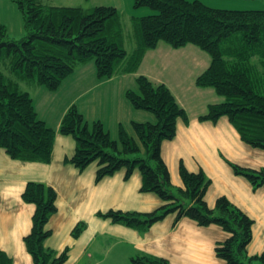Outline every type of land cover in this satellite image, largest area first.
I'll list each match as a JSON object with an SVG mask.
<instances>
[{
    "label": "trees",
    "instance_id": "trees-1",
    "mask_svg": "<svg viewBox=\"0 0 264 264\" xmlns=\"http://www.w3.org/2000/svg\"><path fill=\"white\" fill-rule=\"evenodd\" d=\"M14 1L28 33L19 40L7 39L6 28L0 24V63L6 61L11 71L5 76L0 70V148L9 157L49 162L56 133L38 118L31 95L19 87V80L55 90L78 63L88 59L93 60L98 78H108L118 70L135 72L145 51L160 41L173 48L193 44L210 57L209 65L195 77V84L212 88L221 100L209 103L198 119L216 122L225 116L244 143L264 149V6L222 9L199 0H133L135 7L147 6L155 12L133 20L138 37L128 52L120 40L119 13L114 6ZM135 80L136 89H127L124 94L134 108L151 112L154 120L132 121L133 134L120 125L117 139H112L101 121L87 122L74 104L60 120L59 132L75 140V150L65 162L82 170L95 161V180L120 169L128 178L137 170L140 190L152 192L162 201L147 212L108 209L97 214L140 231L169 213H174L173 224L182 217L200 226L215 224L226 233L214 246L217 257L226 264H264V250L249 254L246 248L252 238L253 219L224 195L209 206L205 200L209 179L202 170L190 171L180 162L182 184L171 183L161 157V142L174 137L178 119L188 122L187 113L164 83H154L143 74ZM228 163L253 188L264 185V167ZM21 198L35 206L30 231L23 236L33 263L63 264L67 249L56 252L43 243L51 234L46 223L57 210L55 189L30 180ZM84 224H75L71 234L77 236ZM131 261L169 264L166 258L147 253ZM0 264H11L2 252Z\"/></svg>",
    "mask_w": 264,
    "mask_h": 264
},
{
    "label": "crops",
    "instance_id": "crops-1",
    "mask_svg": "<svg viewBox=\"0 0 264 264\" xmlns=\"http://www.w3.org/2000/svg\"><path fill=\"white\" fill-rule=\"evenodd\" d=\"M209 62V55L193 44L173 48L160 41L156 47L145 51L135 72L121 71L108 78H98L94 62L84 61L78 63L55 90L26 80L18 81L22 90L23 82L32 88L33 94L28 87L25 91L31 95L34 106L38 102L48 107L47 118L39 114L36 107L35 110L38 118L56 133L49 162L16 160L0 148V252L11 264H34L23 243V236L30 231L35 207L21 198L24 185L30 180L44 182L56 191L57 210L46 223L51 234L43 243L56 252L67 249L63 264H79L85 253V264L95 261L130 264L132 257L142 253L164 257L169 264H226L214 252L215 244L226 237L215 224L200 226L187 217L173 224L174 213H169L140 231L97 214L108 209L147 212L162 204L154 193L140 190L137 170L128 178L120 169L95 180V167L79 170L64 161L73 154L75 140L60 133L58 128L62 115L72 104L87 122L99 120L104 127L108 123V126L119 128L124 120L128 124L153 121L149 112L134 108L124 97L125 90L139 74L154 83H164L179 104L186 109L187 104L190 108L189 112L184 108L188 122L178 119L174 137L161 142V157L167 165L171 183L182 184L178 172L180 162L190 171L202 170L209 179L205 193L207 204L212 206L218 196L227 197L253 219L247 252L254 254L264 250V185L253 188L245 177L235 174L228 163L252 169L264 167V149L244 143L225 116L216 122L198 119L209 103L221 100L212 88L195 84V77ZM86 63L89 66L84 67ZM80 222H85L84 227L74 237L71 230ZM93 241L101 245L100 258H93Z\"/></svg>",
    "mask_w": 264,
    "mask_h": 264
},
{
    "label": "rangeland",
    "instance_id": "rangeland-1",
    "mask_svg": "<svg viewBox=\"0 0 264 264\" xmlns=\"http://www.w3.org/2000/svg\"><path fill=\"white\" fill-rule=\"evenodd\" d=\"M199 1L204 3L207 6L214 7V8H222V9H259V8H262L264 6V0H199ZM41 2L44 4H53V5H82V6H87V7H92V6H96V5H111V6L116 7V9L119 13V24L121 27L120 40L122 41V46L128 52L131 51L135 47L137 37H138L137 36L138 31L136 30V28L133 24V20L135 18H139L141 16L155 12L153 9H151L147 6L135 7L133 4V0H41ZM23 21L24 20H23L22 12L17 7V4L15 3L14 0H0V24L4 25L6 28V38L7 39L19 40V39H22L24 36L27 35L28 31L24 27ZM87 61L89 62V61H93V60L88 59L85 62H87ZM83 66L84 67L89 66V64L86 63V64H83ZM0 70L4 73L5 76L9 75V73H11L10 69L7 66L6 61L0 63ZM116 72L121 73L120 70H118ZM130 80L134 81L132 78H130ZM31 82L33 83L34 81H31ZM21 85L23 87V90H25L27 87L30 88L29 92L31 94H33V90L28 84L23 82V84H21ZM69 87L70 86L64 88L63 90H67ZM136 87H137V84H136V80H135L133 82V84L131 85V87H129L128 89H134L135 90ZM203 91H205V90L203 89ZM45 93H48V92H45ZM124 97L128 101L125 94H124ZM179 105H181V104H179ZM185 105H186L187 109L190 110L189 106L187 104H185ZM35 107H36V110L39 112V114L44 115L45 118L48 117V110L49 109H48V107H46V105H42V104H39L37 102ZM183 108H185V107H183ZM136 109H138V108H136ZM147 112H149V111H147ZM149 113L152 115V119L154 120V115L151 112H149ZM92 121H89V123H91ZM131 123H132V121L130 122V124H128L126 120H124L122 123V125L130 133L133 132ZM104 128H106L105 130L107 132L109 131L108 133L112 139L113 138L117 139L118 127L111 126V125L108 126V123H105ZM70 137L73 138L71 135H70ZM86 167H95V172H96L97 164L93 161L92 163H89ZM86 224H88V225L90 224L89 217H87V219H86ZM103 244L105 245L104 242H103ZM91 251L93 254V258L95 256H97L98 258L101 257L102 250H101V245H100L99 241H96V242L93 241L92 242ZM82 258L83 259L80 261L79 264H83V263L85 264L86 263V260H87L86 253L83 255ZM99 263H100V261H95V263H91V264H99ZM130 264H133L131 260H130Z\"/></svg>",
    "mask_w": 264,
    "mask_h": 264
}]
</instances>
